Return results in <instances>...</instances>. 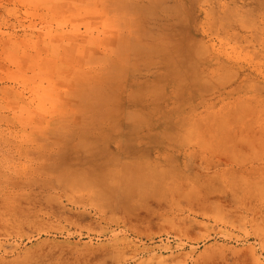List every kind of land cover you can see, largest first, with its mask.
I'll return each instance as SVG.
<instances>
[{
  "label": "rangeland",
  "instance_id": "1",
  "mask_svg": "<svg viewBox=\"0 0 264 264\" xmlns=\"http://www.w3.org/2000/svg\"><path fill=\"white\" fill-rule=\"evenodd\" d=\"M0 264H264V0H0Z\"/></svg>",
  "mask_w": 264,
  "mask_h": 264
},
{
  "label": "bare ground",
  "instance_id": "2",
  "mask_svg": "<svg viewBox=\"0 0 264 264\" xmlns=\"http://www.w3.org/2000/svg\"><path fill=\"white\" fill-rule=\"evenodd\" d=\"M259 140V139H258Z\"/></svg>",
  "mask_w": 264,
  "mask_h": 264
}]
</instances>
